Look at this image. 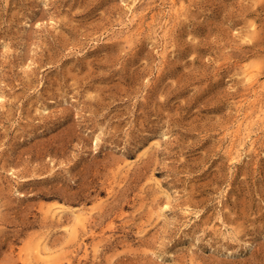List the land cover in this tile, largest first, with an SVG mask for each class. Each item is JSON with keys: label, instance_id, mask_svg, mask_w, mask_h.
Returning <instances> with one entry per match:
<instances>
[{"label": "rangeland", "instance_id": "rangeland-1", "mask_svg": "<svg viewBox=\"0 0 264 264\" xmlns=\"http://www.w3.org/2000/svg\"><path fill=\"white\" fill-rule=\"evenodd\" d=\"M31 260L264 264V0H0V264Z\"/></svg>", "mask_w": 264, "mask_h": 264}, {"label": "bare ground", "instance_id": "bare-ground-1", "mask_svg": "<svg viewBox=\"0 0 264 264\" xmlns=\"http://www.w3.org/2000/svg\"><path fill=\"white\" fill-rule=\"evenodd\" d=\"M247 77H248L249 80H254L256 78V74L253 71H248L247 72ZM86 213L87 212H85V211H80L77 214V216H76L77 220L84 221ZM40 247L41 246H37L36 247L37 251L35 253L36 254L35 258H36L37 262H48V261H50L52 256H53V254H54L53 251L51 252L49 250H46L45 247L43 249L40 248ZM30 263H33V260L29 261V264Z\"/></svg>", "mask_w": 264, "mask_h": 264}]
</instances>
